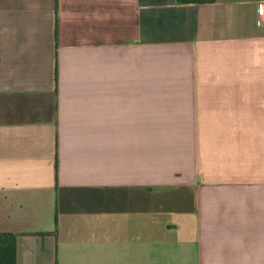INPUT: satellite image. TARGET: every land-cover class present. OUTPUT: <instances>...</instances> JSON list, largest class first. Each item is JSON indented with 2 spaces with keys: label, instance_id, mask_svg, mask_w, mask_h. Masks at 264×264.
<instances>
[{
  "label": "crops",
  "instance_id": "crops-1",
  "mask_svg": "<svg viewBox=\"0 0 264 264\" xmlns=\"http://www.w3.org/2000/svg\"><path fill=\"white\" fill-rule=\"evenodd\" d=\"M261 2L0 0L17 264H264Z\"/></svg>",
  "mask_w": 264,
  "mask_h": 264
},
{
  "label": "trees",
  "instance_id": "trees-1",
  "mask_svg": "<svg viewBox=\"0 0 264 264\" xmlns=\"http://www.w3.org/2000/svg\"><path fill=\"white\" fill-rule=\"evenodd\" d=\"M181 3H211L215 0H178ZM0 264H17L16 236L0 233Z\"/></svg>",
  "mask_w": 264,
  "mask_h": 264
},
{
  "label": "built area",
  "instance_id": "built-area-1",
  "mask_svg": "<svg viewBox=\"0 0 264 264\" xmlns=\"http://www.w3.org/2000/svg\"><path fill=\"white\" fill-rule=\"evenodd\" d=\"M257 14L261 23H264V2L258 4Z\"/></svg>",
  "mask_w": 264,
  "mask_h": 264
}]
</instances>
